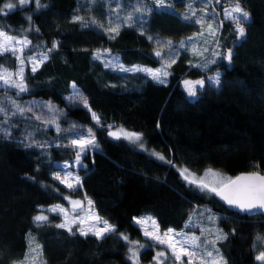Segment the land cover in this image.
<instances>
[{"label":"trees","instance_id":"trees-1","mask_svg":"<svg viewBox=\"0 0 264 264\" xmlns=\"http://www.w3.org/2000/svg\"><path fill=\"white\" fill-rule=\"evenodd\" d=\"M105 1L40 0L42 7L37 10L34 0L23 7L18 0H0V7L17 4L15 10L0 15V28L31 41L25 55L47 53L34 73L26 70L28 92L16 95L0 90V107L8 113L5 118L0 112V127L11 131L8 137L0 133V264L25 258L29 233L40 243L44 264H132L121 233L145 246L139 249V264H154L158 246L143 236L134 217L150 214L160 232L170 228L178 232L190 230L188 222L200 209L218 215L216 226L227 236L218 243L226 264H261L255 256L264 251L257 241L264 237V216L227 209L210 192L189 185L180 169L199 173L212 169L231 178L241 172L264 174V0H239L250 16L242 23L244 38L237 39L234 24L224 21L219 42L232 50L230 61L222 59L202 68L198 65L205 56L182 50L163 84L142 72L106 67L95 53L107 49L106 54L117 55L125 66L158 67L148 37L179 42L201 28L181 18L188 12L186 0H167L175 13L154 8L144 22L122 26L114 39L89 22L92 18L105 22ZM75 16L83 17V23L73 22ZM53 42L58 47L53 48ZM16 66L17 59L10 53L0 56V67L12 71ZM218 71L219 86L214 87L207 80ZM185 78L205 81L194 99L181 85ZM73 83L90 109L67 99L74 93ZM10 100L32 111L13 116L16 110ZM41 102L57 111L50 112ZM90 111L100 117L101 125L92 120ZM53 119L61 127L76 121L96 131L99 147L82 156L78 171L82 183L75 189L63 186L53 175L57 163L75 159L71 133L45 126V120ZM107 125L142 133L146 144L171 163L109 138ZM33 141L45 147L25 146ZM66 197L91 200L95 212L116 232L103 239L78 232L71 235L56 227L61 218L53 213L47 223L33 221L43 206L68 205Z\"/></svg>","mask_w":264,"mask_h":264},{"label":"snow or ice","instance_id":"snow-or-ice-1","mask_svg":"<svg viewBox=\"0 0 264 264\" xmlns=\"http://www.w3.org/2000/svg\"><path fill=\"white\" fill-rule=\"evenodd\" d=\"M33 0H18V5L20 7L29 5L32 3ZM35 7L37 10H39L42 5L40 3V0H34ZM153 5L158 10H168L171 9L173 13H175V9L172 5L167 4L166 0H152ZM46 7V6H45ZM17 8V4H13L11 2L6 3L3 5V7H0V15H7L8 11H13ZM188 12H186L181 18L186 21H191L192 23L200 24L201 28H204V16H200L199 18H196L197 14L195 9L193 8L192 3H189L187 5ZM151 8L146 7H140L139 6V0H137V6L134 7L133 12L129 13L123 20V23L128 24L130 26V23L133 20L134 13H145L150 12ZM206 13V10H205ZM224 15L227 20H230L234 24V31L236 32L237 39H242L245 37L246 30L241 23V21H247L249 18V14L243 10V8L239 4V0H236V3L231 8H225L224 9ZM27 20H31V17H27ZM140 19H143V16L140 17ZM84 18L80 16L73 17V22H80L83 23ZM93 24H96V21H92ZM224 21L221 20L219 22V26H223ZM87 27V25H84ZM99 27L103 28V25H98ZM119 28L120 24H116L115 26L103 29L104 31L108 32L109 34H119ZM38 31V29H36ZM218 28L214 27L213 24L209 23L207 24V34L213 38L216 37ZM204 31H201L198 34H194V36L189 37L188 40L192 41L196 39V36H204ZM115 35H112L111 38H115ZM149 39H152V37H148ZM157 44H160L161 42L159 40L156 41ZM217 46H219V41H216ZM31 45V41L27 40V38L19 39L17 37L11 36L8 34V32L4 31L2 28H0V56H3L4 54L10 53L16 59L19 61V64L16 68L15 72H9L7 69H4L0 67V85H2L5 88H12L17 91V94L20 93H26L29 91L28 85L25 81L24 71H25V58L23 57V49L24 47H27ZM19 46V47H17ZM163 47H167L169 50L172 49V41H166L162 45ZM58 47V42H53V48ZM180 47L185 48L186 42L181 41ZM206 50V49H205ZM48 51H52V49H48ZM105 52H108L110 50H104ZM191 51L194 55L202 56L203 51H200L196 49L194 46L191 48ZM232 50L227 49L226 51V59L231 60L232 58ZM42 59L37 60L34 56H28L27 60L32 63L31 72H35L37 70V65L39 63H42L44 59H47V53H42ZM101 50H96L95 57L96 59L101 58ZM215 55L219 56L220 53H215ZM155 56L158 58H163V53L161 51H155ZM172 63H175V58L172 57L168 60H165L164 64L161 65L158 69H149L144 68L141 66H132L131 68H126L122 64H120L118 61L115 64H112L108 61H105L106 67H115L118 68L122 72H144L147 75H149L153 80L163 84L166 83L165 77L170 75V73L167 71V68L171 66ZM211 63H215V61H211ZM201 67H206V65H201ZM219 73L216 74L214 77H210L209 80L213 82V85L219 84ZM15 77V78H14ZM184 86L187 90L189 97H196L197 95V86L203 87L205 81L203 79L201 80H185ZM71 88L74 90V93L72 96L68 97L67 99L73 103V104H81L85 108H89L90 106L88 104L87 98L83 97L79 90L77 89V86L75 83L71 85ZM13 108H15L16 111L12 113V115H23L26 111L31 112L32 109L29 107L28 109H25L22 107L19 103L16 102V100L10 101ZM43 107L47 108L50 112L55 113L57 110L54 108L53 105L50 103H43L41 102ZM0 112L4 113L5 118H7L8 113L3 108L0 107ZM36 120H41V116H34L33 117ZM92 118L96 121L97 124H100V117L93 112ZM44 123H52L56 125V131L60 132V126L57 123L55 119L51 121L45 120ZM107 128L109 129L108 135L110 137H113L115 139H125L129 141L132 144L137 145L140 149H142L145 152H148V154L152 157H155L156 159L160 161H165V157L161 154L156 152L155 150H149L146 148L145 144L143 143V134L137 133V132H130L126 129H124L122 126H118L115 131H112L113 125H107ZM77 126L72 125V128L68 131H71L73 135L76 137L74 139H71L69 141L70 146L77 148V152L75 155V164L77 166L83 167L81 164V156L82 154H86L91 149L98 148L99 145L96 142L95 134L93 133L92 129L89 128L87 130H81L77 131ZM0 133H3L5 137H8L11 135L10 129H5L0 127ZM26 147H38V148H44L45 145L40 144L37 141H33L32 143H28L25 145ZM167 163H171V161H165ZM61 168L67 169L71 167V165L65 163L63 165H60ZM180 174L183 177V179L192 186H195L198 190L202 192H210L215 195L220 196L228 205L236 208L239 212L243 213H255V212H262L264 213V174H261L259 171L257 172H251L239 175L235 177V179H232L230 177H222L220 174L214 172L212 169H208L204 176L197 177L195 173L190 172L187 168H181ZM211 174L215 178V183H209L206 182V177ZM55 179L59 180L62 184H65L67 188L73 189L79 187V185L82 183L81 178L77 176H73V173L71 171H67L64 175V177H61L60 173H54ZM72 182H69V181ZM66 199L70 200V203L72 205V215H69L68 209H65L62 205H52L48 206L46 209L49 213H57L62 214L63 220L61 223L57 224L56 227L65 229L69 234L75 235L77 232L80 235L88 236L89 234L94 235L95 237L99 239H103L106 235L114 234L116 232V227L114 225L109 224L107 220H102L101 217L98 216L93 210H92V204L93 202L91 200H88V209L87 212L84 215L77 214V210L83 211V202L80 200H71L70 198L66 197ZM45 209L43 207L40 208L39 214L35 215L33 217V220L36 224H44L49 222L48 215L44 214ZM210 211V210H209ZM209 220H213L214 217L212 215L208 216ZM137 225H144L148 221H152L153 224V231H148L145 229L144 235L150 237L151 239L157 241L159 244H167L168 248L171 250L172 258L176 261H183L185 257H187V264H193V258L196 256L197 252H202L204 255H202L199 260L200 264H226V261L223 260V257L220 255L219 250L215 248V244L218 240L221 239H227V236L222 234L221 232L217 231L215 234V239L208 240L204 239L203 244L201 245V237L204 235V233H201V236H188L186 233L176 232L174 229H168L166 232H164L162 235L163 237H166L167 239H162L161 235L156 234L155 232V221L152 220L151 217H140V218H134ZM90 222V223H86ZM189 224L192 223L191 220L188 222ZM102 224L103 227H99L98 225ZM77 226L76 232H73V226ZM87 228V230H86ZM207 231H211L210 229ZM179 237V239H176ZM120 238H122L124 241L127 242L129 245V259L133 261V264H138V257H139V249L144 248L145 246L143 244H140L139 241H132L129 239L127 235H124L123 233L120 234ZM257 241L261 242L262 245H264V237H257ZM209 246H211V250H209ZM40 248L39 245H36L35 248L31 247L30 242V248L29 251L33 253V256L31 259L34 261L36 258V249ZM215 253V255H214ZM29 257L26 255L25 261L22 262V264H27ZM154 260L157 262V264H164L165 260H167V257L165 253L157 252L156 256L154 257ZM255 260L258 262H261V264H264V251H260L258 255L255 256Z\"/></svg>","mask_w":264,"mask_h":264},{"label":"rangeland","instance_id":"rangeland-1","mask_svg":"<svg viewBox=\"0 0 264 264\" xmlns=\"http://www.w3.org/2000/svg\"><path fill=\"white\" fill-rule=\"evenodd\" d=\"M197 1L196 0H186V4L188 5L189 3H192L193 8L195 9V11L201 12V14L199 16H197L198 18L200 16H204L205 17V20H204V25L205 26H204V28L203 29L200 28L199 32L195 33V34H198L201 31H204V33H205L204 36H198L197 35L196 36V39L195 40H192V41H189L188 38L194 36V34L193 35H190V36H188L186 38H184L181 41H185L186 42V47L185 48H181L180 47V42L181 41L177 42V41L170 40V41H172V45H173L171 50H169L167 47H163L162 46L164 44V42L169 41V39L160 38V37H154V38H152V42H153V44L155 46V49L153 51V55H154V57L156 59H158L159 66L156 67V68L148 67V66H142V65H136V66H141V67L149 68V69H153V70L158 69V68L161 67L162 64H164L165 60H168V59H170L172 57H174L175 60H176L177 57H178V55H179V53L182 50L188 49V51H190L193 46L196 49H198L200 51H203V55L202 56H205L206 57L203 61H201L199 63L198 66H200V67H201V65H208V63H211V61L217 62V61H220L222 59L223 60L224 59L227 60L226 59V51L227 50L225 49V46H222L220 42H219V46H217L216 41L217 40L219 41V34H220L219 32L221 30V27L219 26V22L221 20H223V21H230V20H227L225 18L224 9L225 8H231V7H233L235 5V3H232L234 0H202V5H201V3L199 5H197ZM221 1H223V4L221 3ZM166 3H167V0H166ZM229 3H231V4H229ZM104 5H105L106 10H107V18H106L105 22L104 23H100V22H98V21L95 20L96 21V24H93L92 21L94 19L92 18L89 21L90 24L93 25V26H95V27H97V28H99V29H102L103 30V29H106V28H109L110 27V22H111V26H115L116 24L119 23L120 24V28H121L122 26H129L128 24L123 23V20H124V18L129 13L133 12L134 7L137 6V0H106L105 3H104ZM139 6L140 7L151 8L152 10L154 8H156L153 5L152 0H139ZM208 7L210 8V10H209ZM205 10H206V13H205ZM151 11L150 12H145L143 14H141V13H134L133 20L131 22H129L130 23V26L136 24L135 22H137V23L138 22H144L147 19V17H149ZM210 12H211L212 15L210 14ZM141 16H143V19H140ZM249 19H250V16H249V18H248L247 21H249ZM247 21H243L242 20L241 23H244V22H247ZM230 22H232V21H230ZM209 23L213 24L214 27H217L218 28V31H217V34H216V37L215 38H213V37H211V36H209L207 34V24H209ZM98 25H103V28L99 27ZM200 27H201V25H200ZM107 34L110 35V36L111 35H115V34H109L108 32H107ZM14 37H16V36H14ZM17 38L23 39L25 37H17ZM157 40H159L161 43L160 44H157L156 43ZM17 47H19V46H17ZM25 48L26 47H24V49H23V57L25 58V71H24V76H25L26 70L29 69L31 71V67H32V63L27 60V57L28 56H34V57L37 58V60H41L42 59V55H41L42 53H34V54H31V55H25L24 54ZM155 51H161L163 53V58L156 57L155 56ZM207 52L209 54H207ZM217 52L220 53L219 56L215 55V53H217ZM196 56H198V55H196ZM202 56H198V57H202ZM100 59L103 61L104 64H105V61H108V62H110L112 64H115L118 61L120 64H122L121 61L119 60V57L117 55H115V54H106L105 52H102V55H101V58ZM43 61H45V59ZM18 64H19V61L17 60V66H18ZM41 64L42 63H39L37 65V69L40 67ZM122 65L124 67H126V68H131L132 67V66H125L124 64H122ZM17 66H16V68H17ZM16 68L14 70H12V71L11 70H8V69L7 70L9 72H15L16 71ZM110 68H113L115 70L120 71L118 68H115V67H110ZM170 68H171V66L167 68V71L169 73H170ZM202 68H204V67H202ZM4 69H6V68H4ZM142 73H144V72H142ZM217 73L220 74V72L218 71L214 75H211V77L216 76ZM144 74H146V73H144ZM168 76L165 77V80L166 81L168 80ZM209 78L210 77H208L207 83L210 84V85H213V82H211L209 80ZM219 78H220V75H219ZM185 80H191V79L185 78V79H182L181 80V85H182L183 89L187 93V90H186V88L184 86V83H183ZM198 80H201V79H198ZM192 81H196V80H192ZM204 85H205V83H204ZM218 86H219V84L218 85H215L214 87H218ZM199 89H201V87L197 86V91ZM0 90L5 91V94H8L7 93L8 90H12L16 95L23 94V93L17 94V91L15 89L5 88L2 85H0ZM187 95H188V93H187ZM190 98L191 99H194L195 97H190ZM90 113H91V117H92V113L93 112L90 111ZM92 120L96 123V121L93 118H92ZM72 125H76L77 126V129H76L77 131L87 130V129L91 128L92 131H93V133L95 134V139H96V142H97L96 131H95V129L93 127H91L89 125L81 124V123H78L76 121H68V123H66L64 126H62V127L60 125L59 126H60L61 131H63L64 133H71L72 138L74 139L76 137L73 135V133L71 131L70 132L68 131L69 129L72 128ZM45 126L46 127H53V129L55 128L54 130L56 131V125L55 124H52V123H47L46 124L45 123ZM116 128L117 127L114 126L112 128V131H115ZM108 131H109V129L107 128V132ZM130 132H133V131H130ZM137 133H139V132H137ZM119 140L125 141L133 149L142 151L145 154H147L149 157L156 159L155 157L150 156L148 154V152H145L142 149H140L137 145L132 144L129 141L123 139V138H121ZM143 143L145 144V146H146L147 149H149V150H155L154 148L149 147L146 144V142L144 140V137H143ZM71 149H73V151H74V153L76 155L77 148H74V147L71 146ZM91 150H93V149H91ZM155 151L158 152V153H160L157 150H155ZM83 155L84 154H82V156ZM82 156H81V158H82ZM156 160H158V159H156ZM158 161H160V160H158ZM165 161H161V162H165ZM65 163L71 165V167H69L67 169L61 168L60 165H63ZM81 164H82V161H81ZM80 167L81 166H77L75 164V159L73 161H71V162H69V161L59 162V163H57V169H56L55 173L59 172L60 175H61V177H64V175H65V173L67 171H71L73 173V176H77L78 175L80 177L79 172H78ZM184 168H186V167H184ZM207 170L208 169H206V170H204V171H202L200 173L199 172H196V171H193V170H190V172L195 173L197 177H202V176H204V173ZM213 171L216 172V173H218V174H220L222 177H230L231 178V176L229 174H226V173H223V172H220V171H217V170H213ZM205 179H206V182L213 183V184L215 183V178L211 174H209ZM57 181L60 184H62L59 180H57ZM69 182H72V181L70 180ZM62 185L66 187L65 184H62ZM73 189H75V188H73ZM70 199L71 200H80V201L83 202V211H81V210L78 209L77 210V214L84 215L87 212V209L89 207L88 206V200L87 199H83V198H70ZM67 202H68V205H62V206L65 209H68L69 215L71 216L72 215V205H71L69 199L67 200ZM52 205H61V204H52ZM52 205H48V206H52ZM48 206H43V208L45 209L44 214L45 215H48V217H49V214H51V213L47 212V210H46L48 208ZM92 210L95 212V210L93 208H92ZM37 214H39V212ZM53 214H57V213H53ZM209 215H212L214 217V219L213 220H209L208 219V216ZM59 216H60L61 222H62V220H63L62 214H59ZM140 217H151L152 220L155 221V225H156L155 232H156V234L161 235V238L162 239H165V240L167 239L166 237H163V235H162L163 232H160V229L158 227V224H157L155 218L152 215H150V214H141V215H138V216H136L134 218H140ZM217 218H218V215L216 213H214L212 211H209V210H206V209H200V210L194 212L192 214V216H191L192 223L191 224H188V227L190 228V230H184V231H178V232L186 233L188 236H201V233L203 232L204 235L201 237V241H200V243L202 245L203 244V240L205 238L208 239V240H213V239H215L216 232L217 231L221 232L217 228L216 223H215V221H216ZM102 220H105V219L102 218ZM86 223H90V222H86ZM134 223L137 225V223L135 222V220H134ZM98 226L99 227H103L102 224H99ZM137 226L140 227L141 232H142V234H143L144 237L149 238L150 240H152V242L154 244H156V246H158L157 248H155V255H154V257L156 256V253L157 252H162V253H165V255L167 257V260H165L164 264H187V257H185L183 261H176V260H174L172 258L171 250L168 248L167 244H159L157 241H155V240L151 239L150 237L144 235L145 229H147L150 232L154 230L153 229L152 221H148L144 225H137ZM209 229L211 230L210 232L207 231ZM73 230L76 231L77 230V226L74 225L73 226ZM86 230H87V228H86ZM90 235H92V234H90ZM34 236L35 235H33L31 233L27 234V236H26V239H27L29 248H30V245H29L30 242H31V247H33V248H35L36 245H39L40 246L39 241ZM176 239H179V237H177ZM222 240L223 239L218 240L216 242L215 248H217L219 250V253L223 257V260L226 261L225 258H224V256H223V254H222V252H221V250H220V248H219V246H218V243L220 241H222ZM29 248H28V252L26 254L29 257V259L27 261V264H44V261H43V258H42V254H41V246H40V248H37L36 249V258H35L34 261L31 259V257L33 256V253H31L29 251ZM209 250H211V246H209ZM202 255H204L202 252H197L196 253V256L193 258V264H200L199 258ZM214 255H215V253H214ZM138 259H139V257H138ZM24 261H25V258L21 262L16 263V264H22V262H24ZM153 261H154L153 262L154 264H157V262L154 260V258H153ZM132 264H133V262H132ZM138 264H139V261H138Z\"/></svg>","mask_w":264,"mask_h":264},{"label":"water","instance_id":"water-1","mask_svg":"<svg viewBox=\"0 0 264 264\" xmlns=\"http://www.w3.org/2000/svg\"><path fill=\"white\" fill-rule=\"evenodd\" d=\"M107 136L109 137V138H111V139H115V138H113V137H110L109 135H108V132H107ZM246 173H251V172H241V173H239L238 175H236L235 177H237V176H239V175H242V174H246ZM261 174H263V173H261ZM235 177L234 178H232V179H235ZM216 200H218L221 204H223L227 209H229V210H231V211H233V212H235V213H238V214H240V215H246V216H253V215H262V216H264V213H262V212H255V213H252V214H249V213H243V212H239L236 208H234V207H232V206H230V205H228L220 196H218V195H215V194H213V193H210Z\"/></svg>","mask_w":264,"mask_h":264}]
</instances>
